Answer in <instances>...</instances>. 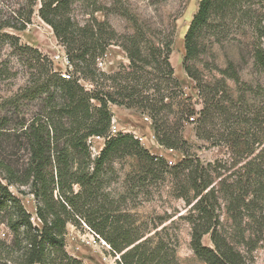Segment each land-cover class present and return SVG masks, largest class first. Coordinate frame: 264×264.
I'll return each mask as SVG.
<instances>
[{"label": "trees", "instance_id": "trees-1", "mask_svg": "<svg viewBox=\"0 0 264 264\" xmlns=\"http://www.w3.org/2000/svg\"><path fill=\"white\" fill-rule=\"evenodd\" d=\"M30 1L14 22L0 18V50L8 46L16 59L36 73L21 95L30 99L44 96L51 115L48 114L49 122L46 120L44 125L35 119L20 128L28 150L22 169L0 162L8 187L29 188L39 222L38 226L33 225L21 201L0 183V222L12 236V247L5 248L6 260L2 264H83L65 251L66 226L76 222L75 215L83 216L81 210L85 206L80 202L94 197L102 173L122 160L135 163L136 176L131 180L136 186L157 182L168 175L172 178L177 197L190 206L186 219L191 228L190 247L196 258L204 264H245L220 230V208L223 203L226 213L237 224L240 210L253 211L264 202V94L243 82L231 62L225 69L215 68L220 79L211 81L204 78L195 63L201 53L203 33L216 29L215 20H227L246 0H200L183 37L182 69L194 82L201 99L198 111L174 77L169 61L172 28H145L136 16L124 11L119 15L131 23L132 31L118 34L109 22L93 17V12L100 10L91 0H84L90 2L87 7L92 10L82 25L69 16L75 0H39L38 16L52 29L70 68L69 79H64L52 69L48 59L3 32L25 30L36 0ZM113 45L124 51L128 65L106 74L97 64ZM252 60L264 76V46L258 42L254 44ZM9 73L10 63L0 59V79ZM227 80L235 85L236 96L231 95ZM81 82L89 85L90 90ZM247 95L260 97L259 106L248 105ZM109 105L148 117L157 144L179 152L182 160L168 165L166 160L150 154L133 135H111L113 115ZM185 124L193 125L196 139L227 148L233 158H249L243 173H237L232 180L222 176L225 164L221 160L216 165H204L190 157L191 146L183 136ZM92 137L104 139L103 148L93 160L88 143ZM74 186L79 188L76 193ZM108 219L101 218L97 224L86 219V223L106 241L113 254L119 255L117 264H177L174 247L163 240L154 245L147 239L140 242L141 237L132 236ZM261 223L264 228V220ZM205 236L212 248L203 245Z\"/></svg>", "mask_w": 264, "mask_h": 264}, {"label": "rangeland", "instance_id": "rangeland-1", "mask_svg": "<svg viewBox=\"0 0 264 264\" xmlns=\"http://www.w3.org/2000/svg\"><path fill=\"white\" fill-rule=\"evenodd\" d=\"M97 12L93 17L97 21H107L118 34L131 33V23L119 13L127 11L137 17L139 24L145 28L166 31L173 30L172 53L169 61L174 77L181 84L185 97L190 99L192 107L198 111L201 99L198 97L194 82L182 69L184 58L183 37L186 34L193 16L198 10L200 0H91ZM30 0H0V18H9L14 22L23 9H27ZM90 2L75 0L69 16L82 25L89 19L92 7ZM30 24L25 30L4 29L3 32L18 38L19 45L37 51L52 64V69L60 74H67L70 68L65 53L57 42L52 29L38 16L41 6L36 0L32 5ZM99 6V7H97ZM220 23L214 21L216 29L203 33L200 40V55L195 67L207 81L220 79L218 69H225L228 62L235 65L240 79L264 94V76L253 66L252 54L257 42L264 46V0H246L239 9ZM262 36V37H259ZM259 37V39H257ZM0 59L10 63L11 73L0 79V162L9 164L15 169H22L28 158L26 140L21 129L31 121L44 125L48 114L51 115L45 97L30 99L21 95L28 87L32 76L27 65L16 59L11 49L4 45L0 50ZM128 60L124 51L116 45L109 47L97 67L104 73H113L121 66H127ZM216 68V70H215ZM231 95L236 96L233 82L226 81ZM88 90L90 86L81 82ZM250 106H259L261 98L247 95ZM113 115L110 134H131L152 155L166 160L168 165H175L182 160L179 152L166 150L154 139L150 120L134 110L109 105ZM51 118V116H50ZM248 128H244L247 130ZM183 136L190 144V157H195L206 165L221 160L225 165L221 174L235 180L242 174V168L248 159L232 157L230 150L223 146H211L195 138L193 125L185 124ZM91 159L97 157L104 146V139L92 137L88 140ZM135 163L131 160L116 161L102 173V181L95 190L94 197L81 200L80 205H89L82 209V215L74 216L75 223L67 224L65 234V251L83 264H117L119 255L111 252L109 245L86 223L87 220L97 224L101 218L108 217L118 227L130 232L132 236L141 237L140 242L150 240L152 245L163 240L175 249L177 264H204L193 254L190 247L191 228L186 219L190 206L177 196L172 178L164 176L157 182H146L140 187L131 178L136 176ZM5 175L0 170V183L7 186ZM229 178V180H230ZM218 182L214 180V185ZM134 184V185H133ZM8 190L16 196L31 216L33 225L39 222L35 215V201L29 194L28 187L9 186ZM76 193L77 186L73 187ZM55 196V193H54ZM253 211L240 210L241 217L234 223L225 211L224 204L220 209V230L230 239L234 248L244 258L245 264H264V202ZM90 210H96L91 213ZM240 220V222H239ZM12 236L5 224L0 222V264L5 262V248L12 247ZM205 247L212 248L208 236L202 239ZM15 258L16 255H14ZM12 264V263H10Z\"/></svg>", "mask_w": 264, "mask_h": 264}, {"label": "built area", "instance_id": "built-area-1", "mask_svg": "<svg viewBox=\"0 0 264 264\" xmlns=\"http://www.w3.org/2000/svg\"><path fill=\"white\" fill-rule=\"evenodd\" d=\"M61 77L64 78V79H69V75H67L65 73L61 74Z\"/></svg>", "mask_w": 264, "mask_h": 264}]
</instances>
